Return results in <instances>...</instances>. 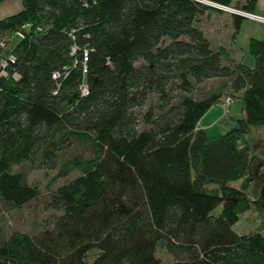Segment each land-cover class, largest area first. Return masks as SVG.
Here are the masks:
<instances>
[{"label": "trees", "instance_id": "trees-1", "mask_svg": "<svg viewBox=\"0 0 264 264\" xmlns=\"http://www.w3.org/2000/svg\"><path fill=\"white\" fill-rule=\"evenodd\" d=\"M257 2L21 0L0 19V58L15 56L0 77V211L39 196L22 164L78 172L43 201L38 230H9L0 212V264H164L161 241L165 264H264V223L231 229L244 212H264V177L250 198L249 149L239 146L264 130V34L248 40L249 66L211 46L201 25L226 16L235 36L247 18L220 6L256 13ZM16 31L23 37L9 40ZM212 78L219 90L192 94ZM225 88L243 116L208 137L197 123ZM77 145L87 156L60 163Z\"/></svg>", "mask_w": 264, "mask_h": 264}, {"label": "rangeland", "instance_id": "rangeland-1", "mask_svg": "<svg viewBox=\"0 0 264 264\" xmlns=\"http://www.w3.org/2000/svg\"><path fill=\"white\" fill-rule=\"evenodd\" d=\"M208 4V3H207ZM224 17V15H222ZM226 18V16H225ZM229 18V17H228ZM216 25V27L214 26ZM207 36L210 38L211 46L214 44L217 46H223L227 49L229 54H231L236 60L242 61V63L252 66L253 59L246 53V47L248 40L251 37L261 38L264 34V24L254 21L253 19L244 20L240 26L239 33L233 36V24L232 20L229 19L224 22L212 23V21H204L202 24ZM216 29V30H215ZM217 32L220 34L218 37ZM15 33L8 35V38L12 37ZM16 38V37H14ZM215 41V42H214ZM7 55V53H6ZM13 74V73H12ZM223 80L220 78H212L203 81L201 84L197 85L193 91L195 97H201L203 94L210 93L212 91L219 90V86L222 84ZM223 94L219 100L224 96H230L232 98L229 113L225 116L222 114L221 107L216 108L213 116L217 117L221 114V120H218L214 124L207 127L205 130L208 137H217L221 134L226 133L234 124V120L241 118L243 113L241 112V102L238 100L236 94L229 93L228 89L225 88L222 92ZM237 99V100H236ZM218 100V101H219ZM212 108V109H213ZM204 124V122H203ZM239 146L242 148L243 144L249 149L248 155V175L252 180L247 187V194L250 198H255L261 188L263 177H264V157L261 156L260 151L264 147V130L260 126H254L251 128V132L246 136ZM81 152L84 156H87V152L83 146H75L70 150V153L63 158L59 155V162L63 163L66 157L71 156L74 153ZM19 171L25 175V180L27 184L37 186L39 189V196L37 199L28 202L26 205L19 209L6 210L1 208L3 215V222L6 228L9 230L18 229L22 231H36L42 227L45 218L49 217L50 210H45L43 206V201L48 199L49 193L55 190L58 186L75 177L78 172L72 171L66 177H57L58 167L53 169H42L37 167L36 164L24 163L18 167ZM236 187L241 185L240 180L232 182ZM220 206H217L213 213H218L220 211ZM264 223V212L261 211H246L239 216L237 222L232 224L231 229L238 234H247L254 231L258 226ZM166 252L164 243L161 241L157 245L156 254L165 264L168 262L166 259ZM170 256V255H169Z\"/></svg>", "mask_w": 264, "mask_h": 264}, {"label": "built area", "instance_id": "built-area-1", "mask_svg": "<svg viewBox=\"0 0 264 264\" xmlns=\"http://www.w3.org/2000/svg\"><path fill=\"white\" fill-rule=\"evenodd\" d=\"M217 6V5H215ZM221 9L223 10H226L228 12H234V13H237L241 16H244L246 17L247 19H253L254 21H257V22H260V23H263L264 24V15H258L256 13H247V12H244V11H240V10H234V9H231V8H227V7H221ZM15 34L8 38L9 40H11L12 38L14 37H20L22 38L23 35L21 33V31H16L14 32ZM0 47L2 48H5V43L4 42H1L0 43ZM15 62V56L11 53L7 54L5 57H1L0 58V77L3 76V77H6L7 76V73H6V68L8 66V64L10 63H14ZM53 76L54 77H57L58 76V73L56 72H53ZM12 77L14 79H18L19 76L16 72H14L12 74ZM80 91H81V94L82 95H85L87 94V86L85 84H82V86L80 87ZM231 100L232 98L230 96H223L219 101H218V104L219 106L221 107L222 109V114L225 116L229 113V108H230V104H231Z\"/></svg>", "mask_w": 264, "mask_h": 264}, {"label": "crops", "instance_id": "crops-1", "mask_svg": "<svg viewBox=\"0 0 264 264\" xmlns=\"http://www.w3.org/2000/svg\"><path fill=\"white\" fill-rule=\"evenodd\" d=\"M21 8H22L21 0H0V19L16 13ZM256 14L264 15V0H258L257 5H256ZM226 19L229 20L228 17H226V18L224 17L223 18L224 22L226 21ZM214 26L216 27L215 24H214ZM216 29H217V27H216ZM217 31H218V29H217ZM214 106H217L218 108H220L218 103H216ZM214 106H212L204 114V116L199 120V122L197 123V127L202 129L203 131H205L207 129V127L214 124L218 120H221V114H218L217 117L213 116L212 113H214V110L216 109V108H213ZM203 122H204V124H203ZM164 253L166 254V252H164ZM169 255H170L169 253H168V255L166 254V257H167L166 259L168 260V262H170L172 260L171 255L170 256Z\"/></svg>", "mask_w": 264, "mask_h": 264}, {"label": "water", "instance_id": "water-1", "mask_svg": "<svg viewBox=\"0 0 264 264\" xmlns=\"http://www.w3.org/2000/svg\"><path fill=\"white\" fill-rule=\"evenodd\" d=\"M206 4V3H205Z\"/></svg>", "mask_w": 264, "mask_h": 264}]
</instances>
